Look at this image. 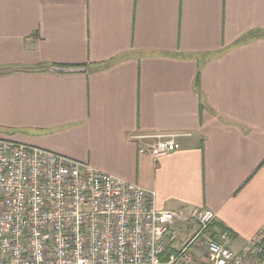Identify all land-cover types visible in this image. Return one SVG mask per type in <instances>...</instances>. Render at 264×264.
Listing matches in <instances>:
<instances>
[{
  "label": "crops",
  "instance_id": "crops-1",
  "mask_svg": "<svg viewBox=\"0 0 264 264\" xmlns=\"http://www.w3.org/2000/svg\"><path fill=\"white\" fill-rule=\"evenodd\" d=\"M0 138L211 210L241 250L264 224V0H0Z\"/></svg>",
  "mask_w": 264,
  "mask_h": 264
},
{
  "label": "built area",
  "instance_id": "built-area-1",
  "mask_svg": "<svg viewBox=\"0 0 264 264\" xmlns=\"http://www.w3.org/2000/svg\"><path fill=\"white\" fill-rule=\"evenodd\" d=\"M177 138L134 136L154 158L177 150ZM215 218L161 210L153 191L0 138V264H264V224L234 251L229 230L206 233ZM180 223L197 231L174 249Z\"/></svg>",
  "mask_w": 264,
  "mask_h": 264
},
{
  "label": "trees",
  "instance_id": "trees-1",
  "mask_svg": "<svg viewBox=\"0 0 264 264\" xmlns=\"http://www.w3.org/2000/svg\"><path fill=\"white\" fill-rule=\"evenodd\" d=\"M219 229L225 230L223 227H219Z\"/></svg>",
  "mask_w": 264,
  "mask_h": 264
}]
</instances>
